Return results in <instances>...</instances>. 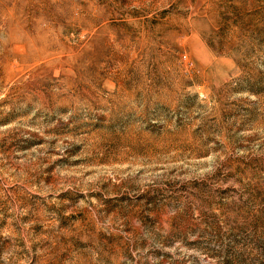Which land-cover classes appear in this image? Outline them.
Masks as SVG:
<instances>
[{"label": "rangeland", "instance_id": "rangeland-1", "mask_svg": "<svg viewBox=\"0 0 264 264\" xmlns=\"http://www.w3.org/2000/svg\"><path fill=\"white\" fill-rule=\"evenodd\" d=\"M0 264H264V0H0Z\"/></svg>", "mask_w": 264, "mask_h": 264}]
</instances>
